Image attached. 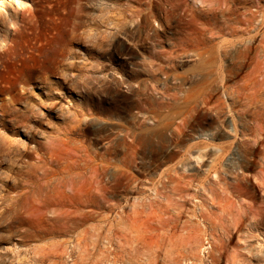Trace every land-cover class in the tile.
<instances>
[{
  "label": "rangeland",
  "instance_id": "374dc122",
  "mask_svg": "<svg viewBox=\"0 0 264 264\" xmlns=\"http://www.w3.org/2000/svg\"><path fill=\"white\" fill-rule=\"evenodd\" d=\"M223 1L0 0V264H264L261 75Z\"/></svg>",
  "mask_w": 264,
  "mask_h": 264
},
{
  "label": "bare ground",
  "instance_id": "6f19581e",
  "mask_svg": "<svg viewBox=\"0 0 264 264\" xmlns=\"http://www.w3.org/2000/svg\"><path fill=\"white\" fill-rule=\"evenodd\" d=\"M213 1H215V0H210V1L208 0V4H206L207 9L210 12L209 13L210 15H208L209 17L207 15L206 16H207V18L213 17L215 19L218 16L219 12L215 11V9H217V7L216 8L214 7V4L216 2H213ZM202 3L205 4L206 3L205 0H202ZM221 4L224 5V6H222V11L223 12L226 11V13L230 16L228 19L230 22V25L228 27L229 34L235 36L236 38H242L243 36L247 37V38L243 37L245 39L246 45L242 50L241 49H237V50L231 49L232 52H234L235 54L237 53L239 56H241V58L243 60L242 65H247L246 59H248L250 57L251 51L253 49L255 50V58H257V60H256V67H257L256 69L257 70L256 71L261 76L254 83V85L256 84V87H258V88H257L256 92L254 93L253 98L252 99H251V97H249V98L251 100H258V98H261V97L264 98V0H224L223 2H220V5ZM221 14H222V12H221ZM223 15H224V13H223ZM223 17H225V16H223ZM229 22H228V24H229ZM200 30H201V35H203V38L202 37L201 38L204 41L210 37H213L210 35H209L210 37L207 36L205 29H200ZM218 31L222 32L223 30L221 27H219ZM218 31L213 32L212 35L217 34ZM210 34H211V32H210ZM246 39H248L249 42L246 41ZM257 41H259L258 45H254ZM233 43H235V42H233ZM8 53H9L8 50H6V49L3 50L2 52H0V58L5 59V57H7ZM242 95L244 96L245 93H242ZM248 95H249V93L246 94L245 98H247ZM251 103H254V101H250V102L246 103V107L249 108ZM260 107H263L262 108L263 110L258 111V119L260 120V121L258 120L260 122L259 123L260 124L259 125V131H260V134H263V131H264V106H260ZM256 124H258V123H256ZM255 148H256V146H255ZM34 223H35V221H34ZM37 233H38V229L35 228L34 235H37ZM19 264H24V263L21 260V261H19Z\"/></svg>",
  "mask_w": 264,
  "mask_h": 264
}]
</instances>
